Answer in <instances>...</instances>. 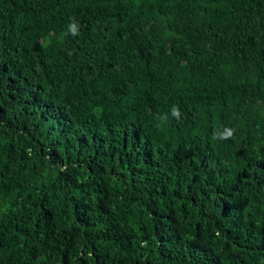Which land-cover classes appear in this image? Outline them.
I'll list each match as a JSON object with an SVG mask.
<instances>
[{"label": "trees", "instance_id": "trees-1", "mask_svg": "<svg viewBox=\"0 0 264 264\" xmlns=\"http://www.w3.org/2000/svg\"><path fill=\"white\" fill-rule=\"evenodd\" d=\"M0 264H264V0H0Z\"/></svg>", "mask_w": 264, "mask_h": 264}, {"label": "clouds", "instance_id": "clouds-1", "mask_svg": "<svg viewBox=\"0 0 264 264\" xmlns=\"http://www.w3.org/2000/svg\"><path fill=\"white\" fill-rule=\"evenodd\" d=\"M71 32H72L73 35L77 34L76 29H75L74 26L71 28ZM173 115H175L177 117L179 116L178 109H173ZM222 135H223L224 138L230 137L232 135V130L231 129H225V131H224V133Z\"/></svg>", "mask_w": 264, "mask_h": 264}]
</instances>
